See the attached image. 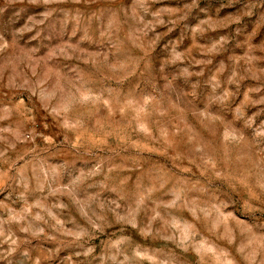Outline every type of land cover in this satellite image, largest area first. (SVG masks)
Listing matches in <instances>:
<instances>
[{
  "label": "rangeland",
  "instance_id": "obj_1",
  "mask_svg": "<svg viewBox=\"0 0 264 264\" xmlns=\"http://www.w3.org/2000/svg\"><path fill=\"white\" fill-rule=\"evenodd\" d=\"M253 113L264 0H0V264H264Z\"/></svg>",
  "mask_w": 264,
  "mask_h": 264
},
{
  "label": "clouds",
  "instance_id": "obj_2",
  "mask_svg": "<svg viewBox=\"0 0 264 264\" xmlns=\"http://www.w3.org/2000/svg\"><path fill=\"white\" fill-rule=\"evenodd\" d=\"M32 3H36L37 0H30ZM44 4H52V3H57L59 0H42ZM20 31V30H18ZM42 86V85H41ZM87 93V95H83V93ZM103 89H94L91 86H89L86 82L83 81H71V82H66L62 87L57 89V99H62L64 97H71L73 101V106L74 109L80 106V101L81 99L84 100H91L94 98H99V96L102 94ZM36 95V93H33ZM39 99V97H38ZM41 105H45L47 102L46 101H40ZM45 111H48L49 115L53 116L54 119L60 120L61 119V114L59 112L49 111L48 107H45ZM224 116L225 120H230L231 116L227 113L224 112L222 113ZM257 113H253L252 117L250 119L253 121L252 124L245 125V124H237L235 127L239 131L241 139H247L251 142L254 143L256 150L257 151H264V136L260 135L257 132V127L259 126H264V117H260L259 120L256 119ZM33 119H35L33 117ZM47 127V125H45ZM64 125L61 124V127ZM41 135L43 136V140L46 144H48L51 147L56 146V140L53 139L51 135L44 136L42 133ZM4 153H0V157H3ZM57 163V162H54ZM217 175H219L217 173Z\"/></svg>",
  "mask_w": 264,
  "mask_h": 264
}]
</instances>
